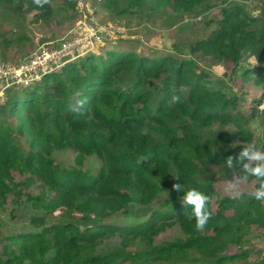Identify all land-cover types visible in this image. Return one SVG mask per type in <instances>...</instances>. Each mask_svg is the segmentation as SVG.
Here are the masks:
<instances>
[{"label": "trees", "instance_id": "1", "mask_svg": "<svg viewBox=\"0 0 264 264\" xmlns=\"http://www.w3.org/2000/svg\"><path fill=\"white\" fill-rule=\"evenodd\" d=\"M63 1L76 19L75 0ZM142 1L102 3L116 16H130ZM151 1L155 9L170 10L177 16L170 21L177 23L206 0ZM0 7L40 22L54 13L49 3L39 7L33 0H0ZM248 7L221 8L216 19L205 22L206 28L214 25L210 33L188 46L189 57L140 56L113 44L103 54L64 64L32 87L7 92L0 107V202L22 195L14 173L27 175L25 187L38 182L41 192L26 195L40 213L30 218L36 232L7 237L0 264H264V249L253 251L243 242L250 227L264 229L263 202L247 194L239 202L219 198L208 179L209 167L232 177L225 159L251 144L253 134L232 114L236 97L216 87L193 58L230 64L233 70L253 59L255 66L242 77L264 91V0L256 2L254 12ZM173 95L180 96L179 103L172 102ZM6 117L15 119L17 135ZM214 125H233L235 131L211 137L207 130ZM18 135L26 136L24 146ZM61 150L75 152L74 167L54 162L52 151ZM86 158L100 162L95 173L82 169ZM202 175L207 181L199 179ZM247 181L259 183L255 177ZM177 182L209 197L211 218L203 231L186 219L192 208L182 203V193L171 190ZM56 212L62 214L53 218ZM115 214L138 222L106 223ZM174 226L182 238L155 243ZM114 237L119 246L98 250ZM230 246L237 252L229 254Z\"/></svg>", "mask_w": 264, "mask_h": 264}, {"label": "rangeland", "instance_id": "2", "mask_svg": "<svg viewBox=\"0 0 264 264\" xmlns=\"http://www.w3.org/2000/svg\"><path fill=\"white\" fill-rule=\"evenodd\" d=\"M88 1L95 8V22L99 26L105 28L110 25L113 29H116V27L120 28L125 31V37L116 42L104 40L101 44H86L79 48L73 56H68L67 59L80 55V57L74 59L79 60L85 54L91 53L100 55L104 53L106 47L114 45L115 49L117 47L122 50L131 49L134 53L146 57L161 55H172L177 58L189 57L188 46L210 33L214 25L206 28L205 22L216 19L221 8L238 4L249 6L248 9L251 12L254 10L253 7L256 2H259V0H206L200 7L195 8L192 13L185 14L177 23H172L170 19L176 20L177 16L165 8L155 9L151 0H143L141 5L135 9L136 13L130 16H116L112 10L103 7L102 0ZM48 3L54 10L48 22L35 21L32 15H16L6 7H0L1 64L8 67L18 66L40 48L57 47L62 38L67 37V39H70L74 31L77 30L78 24L83 23L81 17L77 20L78 17L75 19L72 16L73 9H69L63 0H49ZM253 12L251 16L256 15V12L254 14ZM165 22H169V26ZM79 34L81 38L85 37V41L89 39V36L86 35L88 34L87 32L79 31ZM75 35L79 36L78 33H75ZM107 49L109 50V48ZM193 58L197 66L207 72L216 87L223 89L228 96L236 97L237 106L232 111V114L243 118L246 130L253 134L251 144H254L257 149L262 151L264 148V116L263 111L257 110V106L260 103H264V98L262 97L264 91L256 86L252 80H246L242 77L244 69L255 66L254 60L243 61L239 67L233 70L230 64L215 63L208 58L202 59L198 56ZM17 91H19L18 88H12L10 89V94L18 93ZM249 100L252 102L251 104ZM0 117L3 118L2 116ZM5 120L9 124L15 122L14 118L6 117ZM13 127L12 132L17 135L16 126L14 125ZM222 130L234 132L235 128L233 125H214L207 132L213 137L214 133ZM25 137L16 136V141L17 143L19 141L20 146H24L27 143ZM239 144L245 145V143L233 141L234 146ZM75 156V152L71 150L52 151L51 153L54 162L66 169L75 166ZM99 167L100 162L94 158H86L82 165L83 170H88L92 173H95ZM209 169L208 179L212 181L217 196L219 198L229 197L223 191L225 177H221L218 174L217 167H209ZM26 176L18 173L13 174L14 182L18 184V190H23L20 197L7 195L4 201L0 202V252H2V246L7 244L5 241L7 237L36 232V229L30 223V218L32 216L38 217L40 213L34 210L32 205L26 201V195L38 196L41 192V187L38 182H35L30 187H25ZM227 178L231 179L232 177ZM199 179L207 181L204 175L200 176ZM255 184V181H243L240 185V190L247 194L255 189ZM215 200L216 197L212 199V208L214 210L216 208ZM158 204L159 201H156L153 207H157ZM61 214V212H56L53 218H58ZM137 222L138 220L127 219L121 214H115L106 221V223L116 226ZM182 237L181 230L174 226L159 234L155 238V243L160 244ZM243 242L246 248H250L253 251L263 250L264 229L256 226L250 227L244 235ZM119 243L120 239L114 237L100 244L98 250L105 251L119 246ZM236 252V246L229 247V254Z\"/></svg>", "mask_w": 264, "mask_h": 264}, {"label": "built area", "instance_id": "3", "mask_svg": "<svg viewBox=\"0 0 264 264\" xmlns=\"http://www.w3.org/2000/svg\"><path fill=\"white\" fill-rule=\"evenodd\" d=\"M75 13L77 20L81 17L83 23L78 24L70 39L62 38L57 47L40 48L18 66L8 67L0 63V107L10 89L28 88L42 82L46 75L59 71L64 64L80 57L76 55L67 59L84 45L101 44L104 40L116 42L125 37V31L120 28L113 29L110 25L105 28L99 26L95 22V8L88 0H75ZM79 31L87 32L89 39L85 41V37L81 38Z\"/></svg>", "mask_w": 264, "mask_h": 264}, {"label": "clouds", "instance_id": "4", "mask_svg": "<svg viewBox=\"0 0 264 264\" xmlns=\"http://www.w3.org/2000/svg\"><path fill=\"white\" fill-rule=\"evenodd\" d=\"M34 4L43 7L49 0H33ZM61 69V68H60ZM59 69V70H60ZM173 103L180 102L179 95L171 97ZM249 103L252 102L249 100ZM257 110L264 111V103L257 106ZM225 164L232 178L225 177L223 191L235 201H242L245 193L240 190V185L249 177H255L259 182L258 186L247 195L260 202H264V151L257 149L254 144H249L242 147L241 150L235 154L230 155L225 159ZM239 167V170L237 168ZM228 173V174H229ZM179 181L178 177H174ZM172 191L182 195V203L189 205L192 208L190 213L186 212L185 217L189 221H195L194 227L197 231H203L211 218V213L207 210L209 197L204 193L198 191L196 188H187L182 183H173Z\"/></svg>", "mask_w": 264, "mask_h": 264}]
</instances>
